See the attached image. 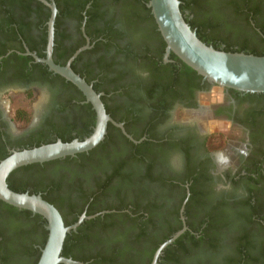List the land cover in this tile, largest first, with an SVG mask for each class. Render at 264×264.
Masks as SVG:
<instances>
[{
    "label": "trees",
    "instance_id": "obj_1",
    "mask_svg": "<svg viewBox=\"0 0 264 264\" xmlns=\"http://www.w3.org/2000/svg\"><path fill=\"white\" fill-rule=\"evenodd\" d=\"M89 1L92 4L87 10V31L94 46L76 60L85 54L94 55L95 60L83 72L77 70L76 61L72 67L89 83L100 77L93 87L103 93L101 98L107 112L116 121L124 122L134 139L140 140L145 128L130 125L129 111L116 98L127 94L123 80L126 74L134 75L137 69L148 72L147 77L135 75L133 84L155 106L160 98L181 87H201L203 77L173 52L169 62H164L167 44L148 6L149 0H79V14ZM180 8L198 37L208 45L264 56V0H181ZM76 50L71 48L60 54L57 63L64 65ZM12 55L23 61L16 65L17 74H22L29 57L18 52ZM70 84L76 97L86 100L83 92ZM27 97L32 99L33 95L28 93ZM19 105L15 106V118L24 125L31 118L30 104ZM84 109L87 117L84 129L74 136L58 128L56 132L62 141L83 140L92 133L96 111L92 103H86ZM36 141L28 148L57 140ZM153 147L148 141L136 143L109 123L105 139L89 152L20 167L11 173L8 183L17 192L42 194L59 209L66 225L78 220L93 196L85 213L97 216L85 219L77 230L68 233L63 249L65 257L89 264H151L160 245L182 229L180 210L188 198L185 204L188 229L164 249L158 264H264L263 256L253 251L254 240L250 237L263 235L261 216L254 211L248 217L253 223L250 232L249 229L231 232L226 230L230 223L225 221L224 214L212 209L198 214L201 219L198 226L191 217V203L199 200L201 192L190 182L191 170L170 174L156 168L157 154ZM10 154L0 151V161ZM97 167H101L102 175L94 180L88 192L78 191L79 199L73 197L77 190L69 179L79 172H93ZM188 182L189 196L185 186ZM208 215L209 221L204 219ZM47 225L42 215L0 199V264H37L48 238ZM191 228L199 231L193 233Z\"/></svg>",
    "mask_w": 264,
    "mask_h": 264
},
{
    "label": "flooded vegetation",
    "instance_id": "obj_2",
    "mask_svg": "<svg viewBox=\"0 0 264 264\" xmlns=\"http://www.w3.org/2000/svg\"><path fill=\"white\" fill-rule=\"evenodd\" d=\"M47 1L57 8L54 42L57 40L59 43L54 44V61L57 63L60 54L71 48L78 50L88 45L74 59L77 70L83 72L84 67L95 60L92 54H85L76 60L82 52L94 46L87 31V10L92 1L80 14L77 9L79 0ZM51 16V6L42 0H0L1 152L27 149L36 144L37 138L61 140L56 132L61 127L74 136L85 127L87 117L84 105L90 102L76 97L71 81L29 54L46 57ZM14 52L29 57L22 74H17L16 65L23 61L13 56ZM164 62H169L165 60V54ZM122 68L120 66L119 70ZM135 75L138 78L147 77L148 72L137 69L134 75L126 74L123 80L127 85V94L116 98L124 110L129 111L130 125L145 128L136 143L148 141L154 146L156 168L170 174L191 170L190 182L201 192L199 200L191 203L194 222L197 225L200 223L198 214L215 209L223 213L225 221L230 223L227 231L249 229L250 232L253 223L248 217L255 211L261 216L260 222L264 227V95L236 93L202 78L201 87H181L177 92L160 98L155 106L142 89L135 88ZM99 80L100 77H94L91 84ZM219 88H222L223 98L210 101L208 96ZM18 92L26 96L19 107L30 104L31 118L24 125L15 118L16 99L12 95ZM28 93L33 95L32 99L27 97ZM97 168L93 172H79L69 179L68 182L77 190L73 197L79 199L78 191L90 190L94 180L102 175L101 167ZM190 182L185 185L187 194ZM209 215L204 219L209 221ZM196 230L199 231L198 228H191L193 233ZM250 237L254 240L253 251L264 259V233ZM224 247L228 249L227 243Z\"/></svg>",
    "mask_w": 264,
    "mask_h": 264
},
{
    "label": "water",
    "instance_id": "obj_3",
    "mask_svg": "<svg viewBox=\"0 0 264 264\" xmlns=\"http://www.w3.org/2000/svg\"><path fill=\"white\" fill-rule=\"evenodd\" d=\"M42 1L52 8L46 57L41 58L31 52L29 54H32L37 61L47 64L50 70L65 77L83 92L87 101L92 103L96 111V123L92 133L83 140L74 139L70 142L57 140L32 148L14 150L9 156L2 159L0 161V199L15 207L40 214L48 221V238L44 247L41 248V255L37 264H89L63 256V249L68 233L77 230L85 219H91L97 215L84 213L79 216L75 223L66 225L59 209L46 200L42 194L14 191L9 186L8 178L13 171L26 165L45 163L89 152L105 139L109 123L121 128L122 132L135 142L137 140L126 131L124 123L116 121L107 112L101 98L102 93H98L91 83L87 82L72 68L74 59L82 50L88 48V45L78 49L65 65L57 64L54 61V24L57 8L55 4H51L47 0ZM180 5L181 0H149L148 3L167 44L165 60L169 61L173 52L201 75L204 80L215 85L245 93H264V56L244 52H229L208 45L198 37L197 32L186 21ZM189 195L190 191L188 190ZM187 200L188 198L181 208L182 229L160 245L153 255L151 264H158L164 249L187 230L184 216Z\"/></svg>",
    "mask_w": 264,
    "mask_h": 264
},
{
    "label": "rangeland",
    "instance_id": "obj_4",
    "mask_svg": "<svg viewBox=\"0 0 264 264\" xmlns=\"http://www.w3.org/2000/svg\"><path fill=\"white\" fill-rule=\"evenodd\" d=\"M24 96L22 92H18V93H15V95H12V97H14L16 99V101H14V107L18 104L21 103V101L24 100ZM223 93H222V88H219L217 89L216 92L214 93H211L209 96H208V99L210 101H218L220 99L223 98ZM213 129V127H211Z\"/></svg>",
    "mask_w": 264,
    "mask_h": 264
}]
</instances>
